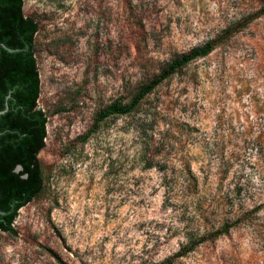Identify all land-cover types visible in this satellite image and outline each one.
<instances>
[{"label":"rangeland","instance_id":"rangeland-1","mask_svg":"<svg viewBox=\"0 0 264 264\" xmlns=\"http://www.w3.org/2000/svg\"><path fill=\"white\" fill-rule=\"evenodd\" d=\"M22 10L37 24L42 188L13 232L0 229V264H264V1L23 0ZM207 42L137 110L101 118ZM152 102L159 124L138 130ZM182 164L207 226L230 215L214 243L189 241L195 219L166 202L164 171Z\"/></svg>","mask_w":264,"mask_h":264},{"label":"trees","instance_id":"trees-1","mask_svg":"<svg viewBox=\"0 0 264 264\" xmlns=\"http://www.w3.org/2000/svg\"><path fill=\"white\" fill-rule=\"evenodd\" d=\"M22 4L23 0H0V110L6 102L8 104V109L0 114V210L4 212L0 214V229L7 232H13L11 223L16 210L40 193L42 177L36 156L44 146L46 136V117L36 104L39 77L33 42L37 24L23 14ZM259 13L251 14L245 21L252 20ZM213 45V42H207L176 58L140 88L127 104L118 100V104H112L102 112L101 118L112 114L127 115L137 110L171 73L207 54ZM156 102L146 105L144 115L136 125L138 130L147 129V126L152 129L159 124L160 112ZM166 125L167 131L173 128L168 122ZM16 165L21 166L18 172L13 170ZM177 170L171 169L169 174L164 171L160 182L166 202L195 219L191 228L188 227L191 223L186 224L185 237L189 241L197 238L199 243H214L220 235L228 232L230 215L226 214L217 223L207 226L201 217L204 205L190 166L182 164Z\"/></svg>","mask_w":264,"mask_h":264},{"label":"water","instance_id":"water-1","mask_svg":"<svg viewBox=\"0 0 264 264\" xmlns=\"http://www.w3.org/2000/svg\"><path fill=\"white\" fill-rule=\"evenodd\" d=\"M8 50L11 51L12 49H9V48H8ZM7 109H8V104H7V102H6V103H5V107H4L2 110H0V114L3 113V112H5ZM19 168H20V166H17V169H19ZM2 213H4V212L0 210V214H2Z\"/></svg>","mask_w":264,"mask_h":264},{"label":"flooded vegetation","instance_id":"flooded-vegetation-1","mask_svg":"<svg viewBox=\"0 0 264 264\" xmlns=\"http://www.w3.org/2000/svg\"><path fill=\"white\" fill-rule=\"evenodd\" d=\"M0 45H2V42H0ZM17 166H20V165H16V166L14 167L13 170H14L15 172H18V171H20V169H21V166H20L19 169H17Z\"/></svg>","mask_w":264,"mask_h":264}]
</instances>
